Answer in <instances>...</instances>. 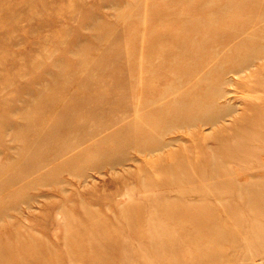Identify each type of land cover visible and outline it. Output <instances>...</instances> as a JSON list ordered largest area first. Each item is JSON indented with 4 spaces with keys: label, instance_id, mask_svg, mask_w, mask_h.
I'll list each match as a JSON object with an SVG mask.
<instances>
[{
    "label": "rangeland",
    "instance_id": "obj_1",
    "mask_svg": "<svg viewBox=\"0 0 264 264\" xmlns=\"http://www.w3.org/2000/svg\"><path fill=\"white\" fill-rule=\"evenodd\" d=\"M222 155L264 183V0H0V264H264Z\"/></svg>",
    "mask_w": 264,
    "mask_h": 264
},
{
    "label": "bare ground",
    "instance_id": "obj_2",
    "mask_svg": "<svg viewBox=\"0 0 264 264\" xmlns=\"http://www.w3.org/2000/svg\"><path fill=\"white\" fill-rule=\"evenodd\" d=\"M240 69V68H239ZM237 70L238 71H241ZM228 71V70H226ZM182 93V92H180ZM176 102H180L178 107L175 109V112L173 115H176L175 119L170 123V125L167 126V128L173 127V126H181L184 124V119L181 117L187 118L191 123H194L197 120H202L205 122H217L222 117L221 112H217L215 114L213 113H206V112H194V114H185L181 111L183 109H187L188 107V98L185 95L179 94L176 98ZM203 101V99H201ZM149 149V148H148ZM244 149V148H242ZM230 157L222 155L219 157H214L213 160L210 161V173L201 175V181L210 179V183H213L214 186V194L219 193V196H229L230 198L244 200V198H247V201L241 205V207L245 208L248 211L256 212L259 216V219L264 220V183L260 181L259 179H255L254 176H249L247 184H240L238 180V174L233 172L231 169H223V165L226 164V162ZM231 161V160H230ZM239 163V162H238ZM242 173H240L241 175ZM250 179V180H249ZM186 210H184V209ZM180 209L177 213V215H181L188 212L187 207H183ZM238 207H234L231 205H228L226 207V210L229 213L232 214V217L235 219L238 214L237 210ZM168 216L171 215V211L167 213ZM178 217V216H177ZM238 219V218H237ZM264 232V230H263ZM262 232V233H263Z\"/></svg>",
    "mask_w": 264,
    "mask_h": 264
}]
</instances>
